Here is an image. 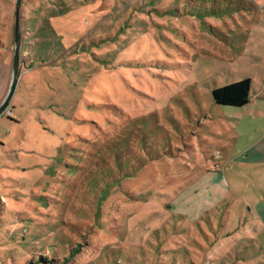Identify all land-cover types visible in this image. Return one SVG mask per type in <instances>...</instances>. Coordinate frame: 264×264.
<instances>
[{
    "label": "rangeland",
    "instance_id": "rangeland-1",
    "mask_svg": "<svg viewBox=\"0 0 264 264\" xmlns=\"http://www.w3.org/2000/svg\"><path fill=\"white\" fill-rule=\"evenodd\" d=\"M19 28L0 264H264V0H21ZM244 78L247 105L213 102Z\"/></svg>",
    "mask_w": 264,
    "mask_h": 264
},
{
    "label": "trees",
    "instance_id": "trees-1",
    "mask_svg": "<svg viewBox=\"0 0 264 264\" xmlns=\"http://www.w3.org/2000/svg\"><path fill=\"white\" fill-rule=\"evenodd\" d=\"M250 79L244 78L242 80L235 81L233 83L215 88L211 92L213 102L220 106L227 107H243L249 103L250 98ZM223 197L222 200H224ZM214 208V206L212 207ZM79 247V246H78ZM80 248V247H79ZM80 249H74L72 252H79ZM68 257L65 261H69L72 257ZM40 262H44L45 259L39 258Z\"/></svg>",
    "mask_w": 264,
    "mask_h": 264
},
{
    "label": "water",
    "instance_id": "water-1",
    "mask_svg": "<svg viewBox=\"0 0 264 264\" xmlns=\"http://www.w3.org/2000/svg\"><path fill=\"white\" fill-rule=\"evenodd\" d=\"M20 1L21 0H16V3H15L14 51H13L12 62H11V77H10L8 91L4 99L0 103V114L8 106L9 100L11 98V95L13 93V90H14V87L17 81V74H18V69H19V51H20V43H21L20 28H19Z\"/></svg>",
    "mask_w": 264,
    "mask_h": 264
},
{
    "label": "crops",
    "instance_id": "crops-1",
    "mask_svg": "<svg viewBox=\"0 0 264 264\" xmlns=\"http://www.w3.org/2000/svg\"><path fill=\"white\" fill-rule=\"evenodd\" d=\"M23 53L24 52H21L20 55L23 54ZM7 68L8 67H6V64L4 63L3 73H2L3 78H1V83L4 84V87H5V84H6V73L5 72H6V69ZM8 86H9V84H8ZM8 86H7V89H8ZM4 91H5V88H3V93H4ZM6 93H7V91L5 92L4 96L2 95L3 99H4L5 95H6ZM240 160H243V159H240ZM252 161H254V163H257V164L264 163V156H262V157H256V156H254V158L250 162H252ZM244 164H247V163H244ZM211 172L216 173L217 170L214 169V170L209 171V173H211ZM219 178L220 179H217V183L215 184V187L212 188V189H210V195H212L213 197H215V205H218L219 203H221L223 201L222 200L223 197H225V195L227 193V189H225V182L223 181L221 174H220V177ZM220 183L222 184V186L219 185ZM205 189L206 188L203 187V191L204 192L207 191ZM206 193H208V191ZM197 194H199V193H197ZM218 196H220L219 197L220 200L219 199H216ZM257 207H258V211H259V214L261 216V219L264 221V204H260L259 203V204H257Z\"/></svg>",
    "mask_w": 264,
    "mask_h": 264
},
{
    "label": "built area",
    "instance_id": "built-area-1",
    "mask_svg": "<svg viewBox=\"0 0 264 264\" xmlns=\"http://www.w3.org/2000/svg\"><path fill=\"white\" fill-rule=\"evenodd\" d=\"M3 111H4L6 116L11 117V111H10V109H8V107L5 108Z\"/></svg>",
    "mask_w": 264,
    "mask_h": 264
}]
</instances>
